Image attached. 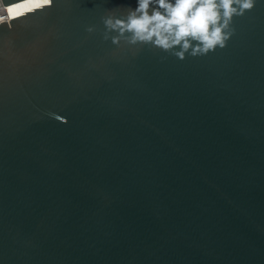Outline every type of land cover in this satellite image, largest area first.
Listing matches in <instances>:
<instances>
[{"label":"water","instance_id":"1","mask_svg":"<svg viewBox=\"0 0 264 264\" xmlns=\"http://www.w3.org/2000/svg\"><path fill=\"white\" fill-rule=\"evenodd\" d=\"M128 6L0 26V264H264V0L183 61L105 40Z\"/></svg>","mask_w":264,"mask_h":264},{"label":"clouds","instance_id":"2","mask_svg":"<svg viewBox=\"0 0 264 264\" xmlns=\"http://www.w3.org/2000/svg\"><path fill=\"white\" fill-rule=\"evenodd\" d=\"M257 0H136L135 8L102 18L104 39L131 49H159L183 61L202 57L226 47L235 34L234 20L252 11ZM54 0H18L14 5L0 0V26L12 30L13 20L53 7ZM93 32V27L86 29ZM163 59V58H162ZM67 123L66 118L56 116Z\"/></svg>","mask_w":264,"mask_h":264},{"label":"bare ground","instance_id":"3","mask_svg":"<svg viewBox=\"0 0 264 264\" xmlns=\"http://www.w3.org/2000/svg\"><path fill=\"white\" fill-rule=\"evenodd\" d=\"M15 3H17V2H15ZM15 3H12V4H10V5H14Z\"/></svg>","mask_w":264,"mask_h":264},{"label":"built area","instance_id":"4","mask_svg":"<svg viewBox=\"0 0 264 264\" xmlns=\"http://www.w3.org/2000/svg\"><path fill=\"white\" fill-rule=\"evenodd\" d=\"M4 4V3H3ZM6 6V5H5Z\"/></svg>","mask_w":264,"mask_h":264}]
</instances>
